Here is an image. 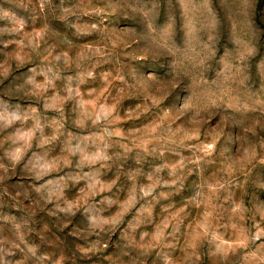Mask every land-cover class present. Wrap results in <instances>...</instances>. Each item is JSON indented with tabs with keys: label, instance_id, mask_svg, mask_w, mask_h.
Masks as SVG:
<instances>
[{
	"label": "clouds",
	"instance_id": "obj_1",
	"mask_svg": "<svg viewBox=\"0 0 264 264\" xmlns=\"http://www.w3.org/2000/svg\"><path fill=\"white\" fill-rule=\"evenodd\" d=\"M0 264H264V0H0Z\"/></svg>",
	"mask_w": 264,
	"mask_h": 264
}]
</instances>
